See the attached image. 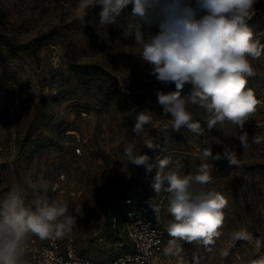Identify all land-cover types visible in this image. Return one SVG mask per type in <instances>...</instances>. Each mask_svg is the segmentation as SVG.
Listing matches in <instances>:
<instances>
[{
  "label": "rangeland",
  "instance_id": "obj_1",
  "mask_svg": "<svg viewBox=\"0 0 264 264\" xmlns=\"http://www.w3.org/2000/svg\"><path fill=\"white\" fill-rule=\"evenodd\" d=\"M77 4L0 0V190L19 185L25 206L33 211L37 199L66 202L76 224L62 237L63 249L71 245L77 254L110 262L121 251L118 242L126 239L122 227L112 225L114 217H122L125 196L151 199L168 228V193L150 187L158 161L168 158L167 169L180 175H195L207 163L211 181L195 187L227 200L219 235L208 243L187 242L167 231L171 246L207 264H252L264 257V141L252 143L254 135L264 136V53L249 58L255 75L246 77L245 90L252 89L260 103L245 122L250 146L244 149L238 125L225 120L208 130L204 109L190 102L186 108L203 133L173 128L157 92H173L175 85L157 81L141 58L142 46L124 35L134 19L132 4L111 25L100 23L99 6L89 8L81 21ZM254 10L247 23L264 44V0ZM191 91L186 84L182 98L187 101ZM145 110L151 112L144 128L158 145L154 150L144 145L143 134L137 137L132 131L136 116ZM132 139L135 151L149 157L152 173L124 155ZM209 147L214 154L233 148L238 163L202 161ZM240 231L252 241L236 238ZM29 238L45 241L34 234Z\"/></svg>",
  "mask_w": 264,
  "mask_h": 264
},
{
  "label": "clouds",
  "instance_id": "obj_2",
  "mask_svg": "<svg viewBox=\"0 0 264 264\" xmlns=\"http://www.w3.org/2000/svg\"><path fill=\"white\" fill-rule=\"evenodd\" d=\"M258 0H78L75 9L83 21L89 8L100 7V23H115L123 9L132 4L134 18L127 25L125 36H133L142 46L141 58L152 69V75L162 85H175V91L165 94L157 92V101L163 113L172 119L173 128H186L202 134L201 123L188 111L190 102L204 109L208 130L225 120L239 126L242 148L247 149L248 133L244 125L248 116L260 103L252 89L245 90L247 79L255 75L249 58L258 59L264 53V44L254 38L248 21L255 14ZM156 28L155 33L152 29ZM148 34V39L145 35ZM192 88L187 101L181 92L185 85ZM151 112L141 111L132 128L135 136L143 134L144 145L156 149L158 145L147 137L144 126L151 122ZM264 136L252 137L259 144ZM136 140L129 141L124 155L129 163L145 166L146 174L153 171L146 154L135 151ZM200 159L227 160L230 165L238 163L236 152L224 147L222 152L213 153L205 148ZM168 158L160 159L150 187L155 193H168L167 213L172 217L167 231L170 236L187 242L204 240L208 243L224 221L223 209L227 200L219 193L197 189L211 181L210 165L202 163L198 172L180 175L167 169ZM167 169V170H166ZM159 214L160 207L150 204ZM76 218L69 212L64 201L49 203L37 199L35 210L25 206L19 185L0 190V264H25L26 241L29 234L41 240L62 238L71 232ZM236 238L252 241L246 231L235 233ZM255 245L261 247V240ZM252 264H264V257Z\"/></svg>",
  "mask_w": 264,
  "mask_h": 264
},
{
  "label": "built area",
  "instance_id": "obj_3",
  "mask_svg": "<svg viewBox=\"0 0 264 264\" xmlns=\"http://www.w3.org/2000/svg\"><path fill=\"white\" fill-rule=\"evenodd\" d=\"M75 151L81 154L82 148L77 147ZM150 204H153L151 199L141 200L132 195L124 197L122 217H114L112 225L122 227L126 239L118 242L121 251L110 262L77 254L71 245L63 249L62 238L44 242L29 238L25 264H207L189 259L173 249L161 210L156 214Z\"/></svg>",
  "mask_w": 264,
  "mask_h": 264
}]
</instances>
